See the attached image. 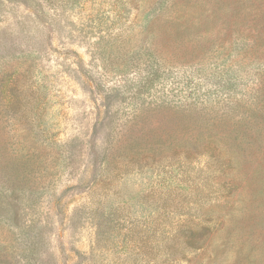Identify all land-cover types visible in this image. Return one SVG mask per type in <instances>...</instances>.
<instances>
[{
    "label": "rangeland",
    "instance_id": "374dc122",
    "mask_svg": "<svg viewBox=\"0 0 264 264\" xmlns=\"http://www.w3.org/2000/svg\"><path fill=\"white\" fill-rule=\"evenodd\" d=\"M163 10L154 38L149 25ZM249 10L264 12V0H0V264H161L176 222L227 213L210 202L212 182L189 190L178 169L113 170L122 158L112 151L148 90L165 98L173 79L197 82L188 92L217 89L199 81L216 67L161 70L132 97L152 48L167 55L168 16L228 44L235 25L251 23ZM144 123L175 130L162 110ZM249 180L231 235L168 264H208L211 255L264 264V165Z\"/></svg>",
    "mask_w": 264,
    "mask_h": 264
},
{
    "label": "trees",
    "instance_id": "16d2710c",
    "mask_svg": "<svg viewBox=\"0 0 264 264\" xmlns=\"http://www.w3.org/2000/svg\"><path fill=\"white\" fill-rule=\"evenodd\" d=\"M164 11L155 14L150 22V35L154 38L156 24ZM247 17L251 23L246 24L243 31L235 25L228 44H223L204 36L193 25H185L182 17L168 16L167 55L161 57L156 46L152 48L154 61L150 63L148 74L141 76L140 86L135 91L138 94L132 95L138 98L147 93L151 101L137 108L118 148L115 151L113 148L112 153L122 158L120 164H113V170L118 167L121 170L178 169L182 182L190 178L189 190L199 188L196 184L204 188L206 183L212 182L214 190L210 202L228 208L227 213L217 217L205 213L194 217L187 214L176 222L166 245L168 258L161 264L185 260L192 251L210 250L212 238L218 232L228 238L238 226V213L246 208L240 198L250 181L251 170L264 165V12L249 10ZM207 67L218 69L199 81H215L216 90L202 94L197 85L196 91L188 92L184 88L197 82L187 79L184 84L185 79H173L171 88L164 93L165 98L149 90L143 92L153 87L162 76L161 70L163 74H170L174 69ZM246 77L248 82L241 84ZM160 110L175 125V130L167 135L144 123L146 116ZM193 173L200 174L199 180L193 181ZM208 259V264L218 263L212 255Z\"/></svg>",
    "mask_w": 264,
    "mask_h": 264
}]
</instances>
